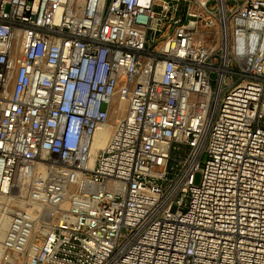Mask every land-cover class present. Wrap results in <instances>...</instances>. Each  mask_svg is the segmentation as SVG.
<instances>
[{
    "label": "built area",
    "instance_id": "1",
    "mask_svg": "<svg viewBox=\"0 0 264 264\" xmlns=\"http://www.w3.org/2000/svg\"><path fill=\"white\" fill-rule=\"evenodd\" d=\"M0 264H264V0H0Z\"/></svg>",
    "mask_w": 264,
    "mask_h": 264
},
{
    "label": "bare ground",
    "instance_id": "2",
    "mask_svg": "<svg viewBox=\"0 0 264 264\" xmlns=\"http://www.w3.org/2000/svg\"><path fill=\"white\" fill-rule=\"evenodd\" d=\"M108 137V132L106 130L100 131L96 133L95 139H94V147L92 148V151L95 149H101L105 145V141Z\"/></svg>",
    "mask_w": 264,
    "mask_h": 264
},
{
    "label": "rangeland",
    "instance_id": "3",
    "mask_svg": "<svg viewBox=\"0 0 264 264\" xmlns=\"http://www.w3.org/2000/svg\"><path fill=\"white\" fill-rule=\"evenodd\" d=\"M199 180H200V175H197V176H196L195 183L198 184V183H199Z\"/></svg>",
    "mask_w": 264,
    "mask_h": 264
}]
</instances>
